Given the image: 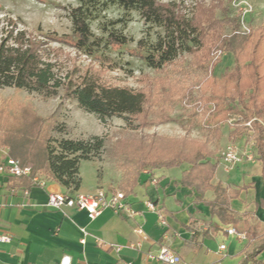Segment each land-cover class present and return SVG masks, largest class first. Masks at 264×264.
I'll return each instance as SVG.
<instances>
[{"label": "trees", "instance_id": "16d2710c", "mask_svg": "<svg viewBox=\"0 0 264 264\" xmlns=\"http://www.w3.org/2000/svg\"><path fill=\"white\" fill-rule=\"evenodd\" d=\"M79 1L78 6L68 10L73 27L70 41L49 34L34 35L18 27L16 19L0 18V88L33 92L43 99L62 95V98L74 100L80 109L95 114L102 122L109 117H122L133 129L149 126L152 115L160 121H173L168 117V110L176 96L185 103L195 97L205 114L211 112L208 105L224 104L222 119L236 113L241 122L249 123L245 128L250 131L249 139L255 148V159L260 162L264 183V126L260 122L264 121V27L250 30L247 35L239 34L238 18L217 19L213 7L209 10L202 5H197L187 17L181 7L171 1ZM86 1L95 5L115 3L125 9L135 8L143 25L154 24L162 28V35L149 44L145 52L143 40H138L136 46L139 58L154 71L179 62L177 76L168 81L167 87L149 92L110 85L89 67L83 70L77 66L61 75L57 50L49 46L51 41H65L77 53L93 54L90 46L96 42L90 41L87 10L83 5ZM225 27L232 30L229 36ZM106 41L109 46H120L125 44L126 38L110 32ZM223 51L232 54L233 66L215 76L214 70L221 62L216 53ZM183 78L191 79L188 86H184ZM20 108L21 113L13 115L12 125L0 133V148L8 147V155L21 166L30 167L33 174L46 173L47 179L55 180L75 193L81 183L80 161L90 160V153L102 148L103 139L91 136L83 140L61 138L56 142L51 136L52 131H59L56 124L45 123L30 105H20ZM124 149L127 152L119 162L117 188L125 196L132 192L145 168L181 169L179 183L195 189L200 195L211 190L214 198L205 202L210 212L234 223L227 211L230 200L238 197L241 188L224 186L220 181L212 184L217 171L221 170L222 159L215 158L207 140L155 137L143 142L139 138ZM22 181L26 187L30 186L29 178H22ZM259 206L264 208V199L260 200ZM257 228V224L247 225L242 231L246 247L255 240L260 242L238 264H264V259L258 258L264 251V232L260 235Z\"/></svg>", "mask_w": 264, "mask_h": 264}, {"label": "crops", "instance_id": "0c3cea01", "mask_svg": "<svg viewBox=\"0 0 264 264\" xmlns=\"http://www.w3.org/2000/svg\"><path fill=\"white\" fill-rule=\"evenodd\" d=\"M88 162L89 166L80 161L81 183L75 193L118 189L120 174L113 181L95 162ZM220 167L212 184L220 181L224 186L241 188L227 211L234 223L210 212L205 202L213 200L211 190L200 195L179 183L181 169H143L137 185L126 195L135 211L131 216L104 209L89 219L82 209L48 207L49 192L72 191L47 179L46 173H41L45 187L30 185L26 198L0 187V203H5L0 207V234L11 236L9 242L0 243V264H60L64 257L69 264H161L146 257L161 247L171 249L188 264H238L260 241L246 247V239L227 235L226 229L232 226L242 232L247 225L257 224V232H264V208L259 206L264 199L261 165L254 157L228 171L220 160ZM82 168L89 176L87 182L83 181ZM19 183L25 186L22 178ZM148 201L155 205V211L146 207ZM137 227L142 235L135 231ZM222 243L224 249L220 250Z\"/></svg>", "mask_w": 264, "mask_h": 264}, {"label": "rangeland", "instance_id": "374dc122", "mask_svg": "<svg viewBox=\"0 0 264 264\" xmlns=\"http://www.w3.org/2000/svg\"><path fill=\"white\" fill-rule=\"evenodd\" d=\"M161 1L175 2L187 17L197 5L209 10L213 7L217 19L238 18L240 25L237 32L242 35H247L250 30L255 31L258 27H264V0ZM219 1H221L220 6H218ZM79 4V0H0V18L9 16L16 19L18 27L34 35L49 34L70 41L73 27L68 10ZM83 5L87 10L90 41L96 42L90 46L93 54L77 53L65 41H51L49 46L57 50L61 75L77 66L83 70L89 67L97 71L107 84L149 92L167 87L168 81L177 76L179 62L161 71H154L138 56L140 52L137 51V41L143 40V52H145L149 44L162 35L163 30L160 26L143 25L135 8L125 9L115 3L95 5L88 1ZM110 32L124 36L125 44L109 46L106 38ZM225 33L229 36L232 33L231 28L225 27ZM216 56L221 58V62L216 66L214 75L220 76L232 68L233 56L225 51L216 53ZM184 57L187 58V55ZM212 57L215 58L214 55ZM183 81L184 86H188L191 79L183 78ZM61 96L43 99L33 92L16 91L12 87L0 88V133L3 134L5 129L12 125L14 114L21 113L20 105H30L45 123L51 122L57 125L59 131L51 132L56 142L61 138L83 140L91 136L101 137L102 148L98 152L90 153L88 161L95 162L98 170L104 172L113 181L120 174L119 162H122L127 152L124 147H130L139 138L143 142H149L155 137L173 139L190 137L207 140L216 159L232 145L248 152L252 160L255 157V148L249 139L250 131L245 128L246 123L241 122L240 116L236 113H231L222 119L224 118L222 110L226 107L224 104L216 107L208 105L207 108H210L211 112L205 114L195 97L189 103H185L176 96L168 110V117L173 121H160L159 117L152 115L148 121L149 126L133 129L122 117L113 116L102 122L95 114L80 109L74 100ZM260 122L264 126V121ZM56 144L53 143L55 149ZM3 148L8 149V147ZM88 161L83 160L86 162L83 164L89 166ZM220 171L218 170L217 173ZM82 177L84 182L89 180L85 171ZM261 256V259H264V252Z\"/></svg>", "mask_w": 264, "mask_h": 264}, {"label": "built area", "instance_id": "2783aa9c", "mask_svg": "<svg viewBox=\"0 0 264 264\" xmlns=\"http://www.w3.org/2000/svg\"><path fill=\"white\" fill-rule=\"evenodd\" d=\"M249 125V123H246ZM224 169L228 171L233 165L241 162L244 159L252 160L248 152H244L237 146H229L221 153ZM20 178H29L31 186L45 187L46 180L40 172L32 173L30 167L21 166L18 160L8 155L7 150L0 148V187H5L9 194L16 195L19 193L26 198L29 195V188L21 185ZM5 203H0V207ZM46 205L50 208L61 210L63 207L82 209L86 212L89 219L97 217L104 209H110L116 214L131 216L134 214V209L127 202L126 196L122 191L116 188L102 189L99 188L93 193H69V192H49L47 194ZM150 210H156L155 205L148 201L145 203ZM84 233V230L81 229ZM135 231L142 235L143 231L140 227L135 228ZM227 235L235 236L238 239H245V233L236 230L230 226L226 229ZM11 240L8 234H0V243H7ZM82 243L84 239L80 240ZM139 246V244H136ZM220 250L224 249V244L218 246ZM146 257L150 260L158 261L161 264H188L167 247H161L156 253H147ZM61 259L60 264H69V261ZM128 264V263H125Z\"/></svg>", "mask_w": 264, "mask_h": 264}]
</instances>
